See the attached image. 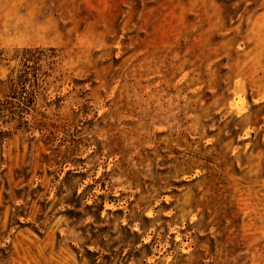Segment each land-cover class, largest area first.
Returning <instances> with one entry per match:
<instances>
[{
    "label": "rangeland",
    "instance_id": "rangeland-1",
    "mask_svg": "<svg viewBox=\"0 0 264 264\" xmlns=\"http://www.w3.org/2000/svg\"><path fill=\"white\" fill-rule=\"evenodd\" d=\"M0 264H264V0H0Z\"/></svg>",
    "mask_w": 264,
    "mask_h": 264
}]
</instances>
